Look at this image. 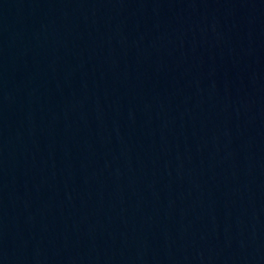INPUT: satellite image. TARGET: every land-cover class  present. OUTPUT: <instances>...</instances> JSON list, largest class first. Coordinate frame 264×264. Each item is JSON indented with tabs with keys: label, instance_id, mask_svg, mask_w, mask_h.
Segmentation results:
<instances>
[{
	"label": "water",
	"instance_id": "water-1",
	"mask_svg": "<svg viewBox=\"0 0 264 264\" xmlns=\"http://www.w3.org/2000/svg\"><path fill=\"white\" fill-rule=\"evenodd\" d=\"M0 264H264V0H0Z\"/></svg>",
	"mask_w": 264,
	"mask_h": 264
}]
</instances>
